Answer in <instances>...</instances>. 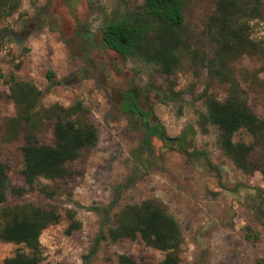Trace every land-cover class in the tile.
Instances as JSON below:
<instances>
[{
  "label": "rangeland",
  "instance_id": "1",
  "mask_svg": "<svg viewBox=\"0 0 264 264\" xmlns=\"http://www.w3.org/2000/svg\"><path fill=\"white\" fill-rule=\"evenodd\" d=\"M142 1L22 0L19 13L0 26V34L12 31L0 38V71L7 78L33 82L43 93L42 107L56 103L69 107L82 101L100 134L97 146L69 165L71 177L41 182L49 186L52 197L35 191L11 196L9 203L54 204L59 209V223L41 237L44 264H117L121 254L158 264L164 253L140 239L112 243L107 238L106 224H112L126 205L145 200L162 204L178 220L185 239L181 264H264V219L257 212L264 214L263 174L244 175L219 148L217 128L210 126L203 134L198 125L199 114L205 111L200 100L203 90L210 86L223 100L226 87L209 83L203 69L188 63L175 77L167 78L124 60L101 39L105 12L117 4L135 8ZM214 12L213 0H198L186 14L193 43L202 50L213 49L202 32ZM254 27L253 37L264 40V0L263 18ZM234 70L249 94L250 106L264 117L263 60L244 56L235 62ZM149 83L154 91H147ZM171 84L186 94L183 102L159 101L156 91L165 93ZM0 87L5 89L0 98V162L8 166L12 185L23 187L24 138L20 134L12 142L4 141L5 124L16 110L3 80ZM127 95L136 101L147 128L130 113ZM156 125L164 127L170 140L192 129L188 152H179L176 143L168 144L153 133ZM52 130V124L46 123L38 141L52 145ZM147 132H152V142L144 154L140 144ZM235 141L250 138L241 131ZM195 151L204 155H189ZM144 155L145 167L141 166ZM262 158L257 151L252 160L264 169ZM105 210L110 211L107 219ZM69 211L76 212L74 220L81 223L71 233ZM16 249L14 244L0 242V264Z\"/></svg>",
  "mask_w": 264,
  "mask_h": 264
},
{
  "label": "trees",
  "instance_id": "2",
  "mask_svg": "<svg viewBox=\"0 0 264 264\" xmlns=\"http://www.w3.org/2000/svg\"><path fill=\"white\" fill-rule=\"evenodd\" d=\"M195 1L198 0H143L135 8L117 4L102 16L101 39L108 49L124 60L167 78L175 77L188 63L192 68L203 69L209 83L224 85L226 96L223 100L210 91V86L203 90L200 100L205 111L199 114V128L203 134L208 133L210 126L217 128L218 146L224 155L244 175L250 177L255 171H261L264 177V169L252 160L260 151L264 163V117H259L250 106L249 94L234 70L235 62L244 56H259L264 62V40L253 37L254 24L263 18V0H213L215 12L207 18L202 32L212 44L211 51L202 50L193 43L194 32L186 14ZM21 6L22 0H0V26L18 14ZM11 33L5 30L0 38ZM1 80L9 88V97L16 110V115L5 124L4 141L12 142L23 135L20 175L25 184L23 187L12 185L8 166L0 162V242L17 246L4 263L44 264L41 237L46 229L59 223V209L54 204L38 206L32 202L11 205L9 199L35 191L52 197L49 186L41 182L71 177L69 165L85 151L94 149L100 134L92 121L91 110L82 101L69 107L58 103L42 107L43 93L33 82L15 76L7 78L0 71ZM146 89L155 90L150 83ZM4 94V87H0V98ZM156 95L161 103L167 104L183 102L186 94L176 91L171 84L167 92L156 91ZM126 100L130 113L140 118L147 128L145 116L136 101L131 95H127ZM46 123L53 127L52 145L42 144L37 138ZM152 128V132L166 143H176L179 152H188L194 137L192 129L170 140L163 126ZM241 131L250 138L249 142L235 141ZM152 132H147L140 144L144 154L145 147L151 145ZM189 155L204 154L195 151ZM141 166L145 167V155ZM109 212L104 211L105 219ZM257 212L264 219L261 210ZM75 216L76 212H68L72 221L68 233L81 227V223L74 220ZM106 226L107 238L112 243H132L140 239L148 247L164 253L158 264H181L184 235L178 220L162 204L145 200L126 205L116 214L113 223ZM117 264L149 263L121 254L117 256Z\"/></svg>",
  "mask_w": 264,
  "mask_h": 264
},
{
  "label": "water",
  "instance_id": "3",
  "mask_svg": "<svg viewBox=\"0 0 264 264\" xmlns=\"http://www.w3.org/2000/svg\"><path fill=\"white\" fill-rule=\"evenodd\" d=\"M147 127H148V124H147Z\"/></svg>",
  "mask_w": 264,
  "mask_h": 264
}]
</instances>
